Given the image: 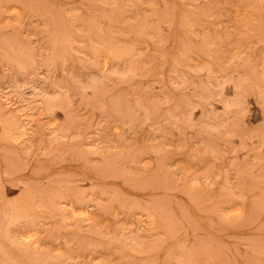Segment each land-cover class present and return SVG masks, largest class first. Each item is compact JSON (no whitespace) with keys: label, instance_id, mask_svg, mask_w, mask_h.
Wrapping results in <instances>:
<instances>
[{"label":"rangeland","instance_id":"374dc122","mask_svg":"<svg viewBox=\"0 0 264 264\" xmlns=\"http://www.w3.org/2000/svg\"><path fill=\"white\" fill-rule=\"evenodd\" d=\"M0 264H264V0H0Z\"/></svg>","mask_w":264,"mask_h":264},{"label":"bare ground","instance_id":"6f19581e","mask_svg":"<svg viewBox=\"0 0 264 264\" xmlns=\"http://www.w3.org/2000/svg\"><path fill=\"white\" fill-rule=\"evenodd\" d=\"M6 1V0H5ZM8 1V0H7ZM10 1V0H9ZM16 2V1H15ZM122 3V2H121ZM2 39V38H1ZM4 39V38H3ZM262 39V38H261ZM7 41V40H6ZM7 43H9V41L7 42ZM3 48V47H2ZM5 52V51H4ZM10 56V55H9ZM12 60V59H11ZM250 66V65H249ZM253 74V73H252ZM91 95H93V94H91ZM45 96V95H44ZM100 97V96H99ZM18 110V109H17ZM21 129V128H20ZM64 205V204H63ZM143 210V209H142ZM237 211V210H236ZM24 238V237H23ZM26 238V237H25ZM8 246V245H7ZM9 247V246H8ZM5 248V247H4ZM10 249V248H9ZM8 251V250H7ZM13 251V250H12ZM18 258V257H17ZM26 261V260H25ZM29 261V260H28Z\"/></svg>","mask_w":264,"mask_h":264}]
</instances>
